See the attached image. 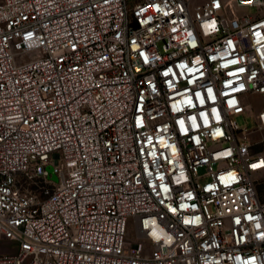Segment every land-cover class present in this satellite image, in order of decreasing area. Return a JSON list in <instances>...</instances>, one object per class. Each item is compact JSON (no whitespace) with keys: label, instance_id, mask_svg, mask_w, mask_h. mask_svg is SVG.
Here are the masks:
<instances>
[{"label":"built area","instance_id":"2783aa9c","mask_svg":"<svg viewBox=\"0 0 264 264\" xmlns=\"http://www.w3.org/2000/svg\"><path fill=\"white\" fill-rule=\"evenodd\" d=\"M263 178L264 0H0V264H264Z\"/></svg>","mask_w":264,"mask_h":264},{"label":"rangeland","instance_id":"374dc122","mask_svg":"<svg viewBox=\"0 0 264 264\" xmlns=\"http://www.w3.org/2000/svg\"><path fill=\"white\" fill-rule=\"evenodd\" d=\"M262 105V98L260 95L247 98L245 102V116H241L236 119L240 127H245L249 131V140L251 142H258L261 139V133L259 130L253 129L256 126L255 114L262 107ZM257 191L259 197L264 200V178L260 180ZM126 239L128 241L134 240L132 226L128 227Z\"/></svg>","mask_w":264,"mask_h":264},{"label":"crops","instance_id":"0c3cea01","mask_svg":"<svg viewBox=\"0 0 264 264\" xmlns=\"http://www.w3.org/2000/svg\"><path fill=\"white\" fill-rule=\"evenodd\" d=\"M17 250V244L15 242L7 241L5 239L0 240V253H14Z\"/></svg>","mask_w":264,"mask_h":264},{"label":"snow or ice","instance_id":"6c2138e0","mask_svg":"<svg viewBox=\"0 0 264 264\" xmlns=\"http://www.w3.org/2000/svg\"><path fill=\"white\" fill-rule=\"evenodd\" d=\"M254 167H255V165H254Z\"/></svg>","mask_w":264,"mask_h":264}]
</instances>
